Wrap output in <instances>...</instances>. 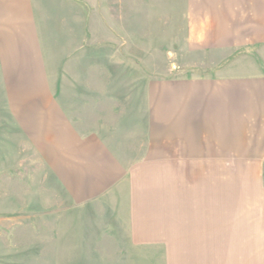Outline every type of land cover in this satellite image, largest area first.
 I'll use <instances>...</instances> for the list:
<instances>
[{
	"label": "rangeland",
	"instance_id": "rangeland-1",
	"mask_svg": "<svg viewBox=\"0 0 264 264\" xmlns=\"http://www.w3.org/2000/svg\"><path fill=\"white\" fill-rule=\"evenodd\" d=\"M34 7L15 13L22 20L14 26L0 12V264H165L158 251H122L71 200L61 178L64 133L78 112L92 110L83 102L137 101L150 80L209 75L239 52L264 58V0H37ZM236 16L242 40H263L215 65Z\"/></svg>",
	"mask_w": 264,
	"mask_h": 264
},
{
	"label": "crops",
	"instance_id": "crops-1",
	"mask_svg": "<svg viewBox=\"0 0 264 264\" xmlns=\"http://www.w3.org/2000/svg\"><path fill=\"white\" fill-rule=\"evenodd\" d=\"M36 5L0 0V12L10 23ZM238 18L215 65L263 40H242ZM254 53L209 75L150 80L141 100L83 102L92 110L64 133L61 178L122 251H158L165 264H264V67L255 59L264 58Z\"/></svg>",
	"mask_w": 264,
	"mask_h": 264
}]
</instances>
